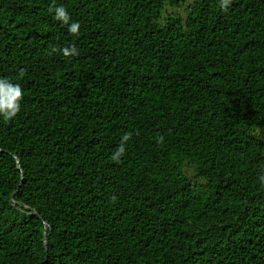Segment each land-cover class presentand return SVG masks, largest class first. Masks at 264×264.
Returning a JSON list of instances; mask_svg holds the SVG:
<instances>
[{"label": "trees", "instance_id": "1", "mask_svg": "<svg viewBox=\"0 0 264 264\" xmlns=\"http://www.w3.org/2000/svg\"><path fill=\"white\" fill-rule=\"evenodd\" d=\"M182 1L0 0V264H264V0Z\"/></svg>", "mask_w": 264, "mask_h": 264}, {"label": "clouds", "instance_id": "2", "mask_svg": "<svg viewBox=\"0 0 264 264\" xmlns=\"http://www.w3.org/2000/svg\"><path fill=\"white\" fill-rule=\"evenodd\" d=\"M231 0H220V7L227 9L230 5ZM54 13V19L67 27V30L73 36H77L80 30V24L74 22L71 19L70 13L64 6H58L54 9H50ZM60 51L65 58H72L79 55L76 46L65 47L62 50L56 47L52 48V52L55 53ZM23 90L18 83H13L8 78H0V119L5 122L14 120L21 111ZM129 139L128 135L123 137L124 141ZM124 152L123 144L120 146L118 151L114 155V159H118L119 156ZM261 181L264 182V176L260 177Z\"/></svg>", "mask_w": 264, "mask_h": 264}, {"label": "rangeland", "instance_id": "3", "mask_svg": "<svg viewBox=\"0 0 264 264\" xmlns=\"http://www.w3.org/2000/svg\"><path fill=\"white\" fill-rule=\"evenodd\" d=\"M193 1H194V0H183V1L181 2V4H180L179 6H177V7H173V8L168 7V11H170L171 13H173V14H171V15L184 16L186 5H187L188 3H190V2H193ZM257 132H258V134H259V136H260L261 138H264V130H258Z\"/></svg>", "mask_w": 264, "mask_h": 264}, {"label": "water", "instance_id": "4", "mask_svg": "<svg viewBox=\"0 0 264 264\" xmlns=\"http://www.w3.org/2000/svg\"><path fill=\"white\" fill-rule=\"evenodd\" d=\"M45 236V235H44Z\"/></svg>", "mask_w": 264, "mask_h": 264}]
</instances>
